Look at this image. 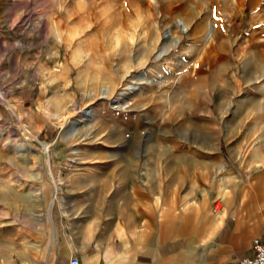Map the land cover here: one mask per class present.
Wrapping results in <instances>:
<instances>
[{
	"label": "rangeland",
	"instance_id": "1",
	"mask_svg": "<svg viewBox=\"0 0 264 264\" xmlns=\"http://www.w3.org/2000/svg\"><path fill=\"white\" fill-rule=\"evenodd\" d=\"M169 161L264 184V0H0V264Z\"/></svg>",
	"mask_w": 264,
	"mask_h": 264
},
{
	"label": "crops",
	"instance_id": "2",
	"mask_svg": "<svg viewBox=\"0 0 264 264\" xmlns=\"http://www.w3.org/2000/svg\"><path fill=\"white\" fill-rule=\"evenodd\" d=\"M151 165L120 174L124 193L100 215L75 221L54 203L49 224L14 264H225L254 255L253 239L264 233L262 181L207 184L203 171L174 161Z\"/></svg>",
	"mask_w": 264,
	"mask_h": 264
},
{
	"label": "built area",
	"instance_id": "3",
	"mask_svg": "<svg viewBox=\"0 0 264 264\" xmlns=\"http://www.w3.org/2000/svg\"><path fill=\"white\" fill-rule=\"evenodd\" d=\"M254 255L242 258L239 261H230L225 264H264V233L253 239ZM72 264H79L78 258H73Z\"/></svg>",
	"mask_w": 264,
	"mask_h": 264
},
{
	"label": "bare ground",
	"instance_id": "4",
	"mask_svg": "<svg viewBox=\"0 0 264 264\" xmlns=\"http://www.w3.org/2000/svg\"><path fill=\"white\" fill-rule=\"evenodd\" d=\"M184 29H185V26H184ZM127 93V92H126ZM125 94V93H124ZM10 109L12 110V112L17 113V109H16V106L14 104H10ZM19 116V115H18ZM89 116L91 117L92 115L89 114ZM20 118V117H19ZM18 118V119H19ZM80 121H83V120H80ZM24 126V125H23ZM24 129L27 131V132H30L29 129L25 126ZM77 129V127L75 128ZM78 130V129H77ZM73 131V130H72ZM76 132V131H75ZM49 147H50V144H45L44 145V150H45V154H46V159H47V165L49 167Z\"/></svg>",
	"mask_w": 264,
	"mask_h": 264
}]
</instances>
